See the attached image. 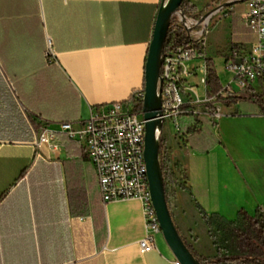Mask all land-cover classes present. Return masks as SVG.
<instances>
[{
  "label": "crops",
  "instance_id": "obj_1",
  "mask_svg": "<svg viewBox=\"0 0 264 264\" xmlns=\"http://www.w3.org/2000/svg\"><path fill=\"white\" fill-rule=\"evenodd\" d=\"M162 1L0 0V264H175L163 234L141 252L143 203L104 204L83 146L61 131L144 89ZM243 13L232 10L231 40L238 17L235 42L248 49L255 36ZM253 96L264 106V92L250 89L215 118L196 90L188 98L196 130L166 133L163 124L167 201L200 256L216 254L203 214L238 221L264 205V113L252 111ZM45 129L57 134L55 146L37 150Z\"/></svg>",
  "mask_w": 264,
  "mask_h": 264
},
{
  "label": "built area",
  "instance_id": "obj_2",
  "mask_svg": "<svg viewBox=\"0 0 264 264\" xmlns=\"http://www.w3.org/2000/svg\"><path fill=\"white\" fill-rule=\"evenodd\" d=\"M232 2L246 4L242 19L255 36V42L251 48L242 47L230 54L226 66L234 75V81L215 96L208 95L207 78L211 64L203 45L214 12L198 20L185 16L181 10L173 16L171 31L185 32L187 44L164 51L159 92L163 124L172 123L178 133L182 115L191 109L196 114L192 99H188L193 91L198 90L193 77H202L206 92L202 102L214 105L215 118L221 116L219 108L222 104L239 100L247 90L264 92V0ZM134 97L143 100L144 89ZM145 123L143 111H137L132 102H113L93 108L89 119L81 122L79 127L70 122L61 123V131L83 146L96 172L104 204L127 199H138L143 203L147 235L139 242V248L148 253L156 248L155 234H162V230L150 193L144 154ZM56 140L57 134L45 129L38 134L34 146L37 150L44 145L53 147ZM175 264L180 263L176 260Z\"/></svg>",
  "mask_w": 264,
  "mask_h": 264
},
{
  "label": "trees",
  "instance_id": "obj_3",
  "mask_svg": "<svg viewBox=\"0 0 264 264\" xmlns=\"http://www.w3.org/2000/svg\"><path fill=\"white\" fill-rule=\"evenodd\" d=\"M180 10L188 17H192L197 13V7L194 6L190 0H183ZM238 22L239 18L233 17V40L231 44L232 54L236 50H240V48H242L240 44L235 42V34L238 31H244L243 27L239 26ZM183 44H187L186 33L183 31L173 33L170 25L164 45V51L170 47ZM227 59H229V57H227L226 60ZM207 84L210 88V94L214 96L218 95L224 88L220 78L212 68H210ZM253 98H255V104L251 105L252 111L264 113V106L262 105L261 97L253 96ZM236 101L238 100L226 102V104L229 105L230 103ZM132 103L135 104L137 111H143L142 99L133 97ZM198 118L199 115L194 113V109L186 111L180 119L179 134L185 135L195 131L198 125ZM158 141L159 159L166 192L167 169L164 163V146L161 139ZM168 207L170 209L169 204ZM203 220L208 227V236L216 248V254L214 256H200L185 241V239H183L190 252L201 264H264V205H261L257 209L256 215L253 217L245 211H240L238 221H229L217 214L210 216L203 214Z\"/></svg>",
  "mask_w": 264,
  "mask_h": 264
},
{
  "label": "water",
  "instance_id": "obj_4",
  "mask_svg": "<svg viewBox=\"0 0 264 264\" xmlns=\"http://www.w3.org/2000/svg\"><path fill=\"white\" fill-rule=\"evenodd\" d=\"M183 0H163L160 6L153 38L145 66L143 115L145 120V161L152 203L157 213L163 237L180 264H201L183 241L168 207L163 174L159 159L158 134L163 128L161 98L159 92L162 55L173 16L180 10ZM236 2H230L228 7ZM210 12L208 15H210Z\"/></svg>",
  "mask_w": 264,
  "mask_h": 264
},
{
  "label": "rangeland",
  "instance_id": "obj_5",
  "mask_svg": "<svg viewBox=\"0 0 264 264\" xmlns=\"http://www.w3.org/2000/svg\"><path fill=\"white\" fill-rule=\"evenodd\" d=\"M234 0H195L196 7L199 8L192 18L201 19L210 12H214L211 19L210 26L208 28V34H206L203 41L204 50L206 54H210V60L213 61V69L220 78L223 87H227L234 81V75L227 69L226 58L231 54V26H230V16L232 14L233 8L236 9V13L240 15L245 11L246 4L244 2L231 4L228 7L226 4ZM223 6V8H221ZM221 8L220 10H217ZM198 30V29H197ZM226 55V56H225ZM201 76H196L192 78V81L197 85L198 97L200 100H204L206 97V92L204 85L201 83ZM236 89V84H233ZM210 96V93L208 92ZM223 108H227V104H222ZM213 104L205 105L203 111L211 112L215 111ZM224 110V109H223ZM240 112H245L243 105L240 106ZM173 125L170 122L164 124V131L166 133L173 131ZM163 128L158 134V138L163 140ZM166 160V158H164ZM167 169V161L164 162ZM168 172V169H167Z\"/></svg>",
  "mask_w": 264,
  "mask_h": 264
}]
</instances>
